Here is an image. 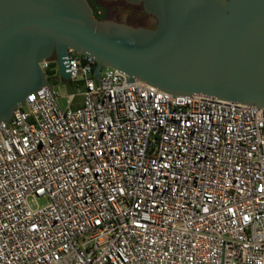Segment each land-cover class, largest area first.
I'll list each match as a JSON object with an SVG mask.
<instances>
[{"label": "built area", "instance_id": "obj_1", "mask_svg": "<svg viewBox=\"0 0 264 264\" xmlns=\"http://www.w3.org/2000/svg\"><path fill=\"white\" fill-rule=\"evenodd\" d=\"M66 66L0 122V264H264V108Z\"/></svg>", "mask_w": 264, "mask_h": 264}, {"label": "water", "instance_id": "obj_2", "mask_svg": "<svg viewBox=\"0 0 264 264\" xmlns=\"http://www.w3.org/2000/svg\"><path fill=\"white\" fill-rule=\"evenodd\" d=\"M154 28L98 20L86 0H0V122L49 86L68 50L172 96L264 108V0H124Z\"/></svg>", "mask_w": 264, "mask_h": 264}, {"label": "rangeland", "instance_id": "obj_3", "mask_svg": "<svg viewBox=\"0 0 264 264\" xmlns=\"http://www.w3.org/2000/svg\"><path fill=\"white\" fill-rule=\"evenodd\" d=\"M98 11L106 14L104 20L115 21L116 11H119V17H122L126 12L122 10V7L125 9L127 6L122 0L113 1V0H93ZM49 68L44 71L45 78L51 88L60 96L59 103L61 106H64V98L70 94H79L82 90L78 83L75 82H66L59 78L56 63L54 60L48 61ZM79 82V79L76 80Z\"/></svg>", "mask_w": 264, "mask_h": 264}, {"label": "flooded vegetation", "instance_id": "obj_4", "mask_svg": "<svg viewBox=\"0 0 264 264\" xmlns=\"http://www.w3.org/2000/svg\"><path fill=\"white\" fill-rule=\"evenodd\" d=\"M91 7L94 15L97 18H102L103 20L106 18V14L104 12L98 11V7H96L95 3L93 0H86ZM113 1H118V0H113ZM124 1V0H122ZM126 4V8L124 9L122 7V10H124L126 13L122 15V17H119L120 15L118 14L119 11H116L117 14L115 15V21L117 22H124L128 25L131 26H138V27H143V28H148V29H153L154 28V20L151 16L147 15L144 13L142 7L140 5H131L128 4L124 1Z\"/></svg>", "mask_w": 264, "mask_h": 264}, {"label": "crops", "instance_id": "obj_5", "mask_svg": "<svg viewBox=\"0 0 264 264\" xmlns=\"http://www.w3.org/2000/svg\"><path fill=\"white\" fill-rule=\"evenodd\" d=\"M81 100L79 97H76L73 103V106H80Z\"/></svg>", "mask_w": 264, "mask_h": 264}, {"label": "trees", "instance_id": "obj_6", "mask_svg": "<svg viewBox=\"0 0 264 264\" xmlns=\"http://www.w3.org/2000/svg\"><path fill=\"white\" fill-rule=\"evenodd\" d=\"M94 16H95V15H94ZM95 17H96V16H95ZM96 18H97V17H96ZM97 19H98V20H103V19H102V18H100V17H99V18H97Z\"/></svg>", "mask_w": 264, "mask_h": 264}]
</instances>
